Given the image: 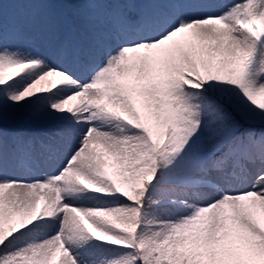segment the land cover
Wrapping results in <instances>:
<instances>
[{
	"label": "snow or ice",
	"instance_id": "obj_1",
	"mask_svg": "<svg viewBox=\"0 0 264 264\" xmlns=\"http://www.w3.org/2000/svg\"><path fill=\"white\" fill-rule=\"evenodd\" d=\"M0 264H264V0H0Z\"/></svg>",
	"mask_w": 264,
	"mask_h": 264
},
{
	"label": "rangeland",
	"instance_id": "obj_2",
	"mask_svg": "<svg viewBox=\"0 0 264 264\" xmlns=\"http://www.w3.org/2000/svg\"><path fill=\"white\" fill-rule=\"evenodd\" d=\"M65 2H70V0H65ZM65 11L69 14V16L71 15V9H65Z\"/></svg>",
	"mask_w": 264,
	"mask_h": 264
}]
</instances>
